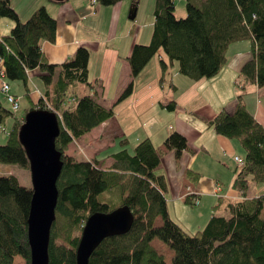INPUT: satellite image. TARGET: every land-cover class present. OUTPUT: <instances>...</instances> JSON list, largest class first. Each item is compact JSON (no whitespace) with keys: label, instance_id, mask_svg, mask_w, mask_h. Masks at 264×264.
<instances>
[{"label":"trees","instance_id":"trees-1","mask_svg":"<svg viewBox=\"0 0 264 264\" xmlns=\"http://www.w3.org/2000/svg\"><path fill=\"white\" fill-rule=\"evenodd\" d=\"M48 1L64 4L69 0ZM97 1L107 7L123 0ZM133 3L138 6V0ZM186 7L187 15L178 18L175 0H155L151 41L133 45L125 58L132 80L106 107L95 91L102 85L93 82L89 74V48L80 46L72 58L51 62L42 43L56 40L57 19L42 5L23 21L11 0H0V21L8 18L14 23L10 33L0 34L2 66L10 82H23L28 102L20 116L13 113L0 93V127L10 118L14 120L6 143L0 144V162L30 169L19 138L26 113L44 108L59 116L56 147L62 153L64 166L58 180L49 264H77L76 251L88 217L97 211L115 209L101 199L107 191L120 195L121 203L116 208L128 204L135 220L129 233L105 238L89 264H167L152 245L156 238L174 251L172 264H264V193L246 197L250 181L264 184V126L248 110L244 99L247 84H264V0H201L200 5L188 0ZM243 40L253 42V57L240 71L235 110L223 108L208 121L218 134L239 139L246 151L245 159L239 157L242 164L236 160L242 168L234 186L241 197H220L204 228L190 234L170 217L164 194L167 181L156 173L168 150L174 149L180 155L190 148L182 133L173 131L160 147L145 138L135 146L133 154L120 150L113 155L116 162L109 169L68 154L75 140L115 116V106L133 93L134 79L160 50L167 56L160 58L161 84L175 65L178 73L197 81L217 75L227 64L229 46ZM35 69L43 88L39 95L31 94L29 83L30 72ZM79 84L88 89L81 97L76 96ZM162 106L176 110L177 102L170 100ZM125 142L123 138V146ZM250 168L255 169L253 175L240 176ZM187 176L193 179L200 174L189 169ZM32 196V187L23 186L14 175H0V264H15L16 256L30 264L28 218ZM193 197L186 196L184 200L194 205ZM159 216L163 223L155 226Z\"/></svg>","mask_w":264,"mask_h":264},{"label":"crops","instance_id":"crops-1","mask_svg":"<svg viewBox=\"0 0 264 264\" xmlns=\"http://www.w3.org/2000/svg\"><path fill=\"white\" fill-rule=\"evenodd\" d=\"M11 4L23 21L27 20L42 5L46 6L48 12L57 19L56 40L42 43V49L51 62L61 63L72 58L80 46L89 48L91 53L89 74L93 82L98 81L102 85L95 91H97L99 102L106 107L111 106L118 99L122 90L132 80L131 67L125 58L130 54L133 45L135 43L148 44L153 33L154 8H151V18L149 10L147 22L137 21L139 11L136 21L131 22L128 14L129 8H133L134 3L128 0H123L113 6H100L97 10L91 5L90 0H69L64 4L48 0H11ZM13 25V21L1 19L0 34L6 35L5 33ZM252 50L251 40L235 42L228 48L227 64L217 75L195 80V83H175L171 79L168 86L171 92L170 100L177 102L176 110H168L162 106L167 102L166 82L157 83L160 67L159 61H154L153 57L134 79L133 93L117 105L134 104L138 114L143 116H150L151 109H156V115L162 124L152 122V117H147L143 129L134 136L132 141L122 124L116 122L119 127L117 135H123L122 137L126 139L125 146L121 138L118 151L107 150V146H111L112 142L106 130L116 120L117 112L115 111L113 118L75 140L70 147L76 143L80 147H85L89 157L82 158V160L94 161L99 166L109 169L116 162L113 155L120 150L126 149L128 154H133L135 146L145 138H150L156 147H160L173 131L182 133L187 138L190 148L180 155L174 149L168 150L156 170V173L164 175L167 181L164 194L168 211L170 217L185 230L188 228L179 219L181 215L189 213L190 210L202 216L201 219H210L220 197L230 199L241 197L234 186L235 179L242 168L236 161V157L245 159L246 151L239 139L218 134L213 127L209 126L208 121L223 108L229 111L235 110V100L240 88L237 85L239 74L244 64L253 57ZM230 51L233 52L229 56ZM151 62H154L151 70L152 72L154 70L155 76L150 82L145 81L144 78ZM35 78L38 79L36 69L30 72L29 83L31 94L39 95L43 92L42 82L38 79L41 87L37 86ZM79 85L77 89L79 88L83 93L88 92V89ZM244 99L248 110L264 126V84L259 85L256 82L247 84ZM109 100L112 101L111 104L107 103ZM122 108L125 111L130 106ZM71 152L72 150H69L68 154L72 155ZM189 169L199 173L200 176L189 179L187 176ZM254 172L253 168L246 169L240 176L250 177ZM260 184L263 183L250 181L246 197L252 198L264 193V184L263 186ZM188 187L198 193L199 203L197 204L199 206L196 209L193 204H188L184 200ZM186 216L189 215L186 214ZM162 223V218L157 217L155 226H160Z\"/></svg>","mask_w":264,"mask_h":264},{"label":"water","instance_id":"water-1","mask_svg":"<svg viewBox=\"0 0 264 264\" xmlns=\"http://www.w3.org/2000/svg\"><path fill=\"white\" fill-rule=\"evenodd\" d=\"M137 12L138 7L134 6L129 19L134 20ZM59 133L58 114L44 108L28 111L19 130L20 141L30 161L33 189L28 218L30 264H49L50 261L51 230L59 198L58 180L64 166L62 153L56 147ZM134 220L135 215L128 204L91 214L77 247V264H89L93 252L105 238L129 233Z\"/></svg>","mask_w":264,"mask_h":264},{"label":"rangeland","instance_id":"rangeland-1","mask_svg":"<svg viewBox=\"0 0 264 264\" xmlns=\"http://www.w3.org/2000/svg\"><path fill=\"white\" fill-rule=\"evenodd\" d=\"M131 3L133 2V0H128ZM188 0H175V15L178 18H182L185 17L187 15V4ZM194 3L200 5L201 4V0H192ZM15 3V2H14ZM138 11H139V17L137 21H142L144 20V22H147V18L149 19V10H150V18L152 17L151 15V8H155V0H138ZM132 9V7L129 8V13L130 10ZM97 10V9H96ZM129 16V14H128ZM6 21L8 20V18H3ZM131 20V19H130ZM136 21V18L134 20H131V22ZM11 29L5 33L8 34L10 33ZM233 51L229 52V56L232 54ZM161 56L163 58H167L164 50H160L159 53H157L154 56V61L157 60L159 61V67H160V58ZM153 61V60H152ZM154 65V62H151L150 66H149V70H147V74H145V78L144 80H149L151 82V80L153 79V76H155V72L153 70L152 72V67ZM171 74L169 76H167L166 78V85L165 88L167 89V94L165 96L166 101L169 102L170 101V94L171 92L169 91V83L171 81V79L175 82V83H195V80H191L186 76L181 75L180 73L178 74L177 71V65L173 66L171 69ZM177 71V72H176ZM179 75L176 76L175 75ZM160 77H161V70H160V76L158 77V82L160 83ZM181 77V78H179ZM36 82V85L41 87L40 81L35 78L34 79ZM223 83V82H221ZM235 83V81H234ZM11 88H12V92H16L18 93L17 96H21V109L20 111L17 113L18 115H20L21 113H24V108L28 105L27 102V98L25 96V88L23 85V82L21 81H11ZM34 86V85H33ZM80 87H85L84 85H79ZM86 88V87H85ZM15 94V93H14ZM85 93H83V91H81L78 88V91L76 93V96L81 97L83 96ZM112 94V93H111ZM70 96H72V94H70ZM111 96V95H110ZM4 96L2 95L1 98H3ZM5 101V100H4ZM71 102V101H70ZM166 102V103H167ZM107 103L111 104L112 101L109 100L107 101ZM7 106L10 107V105L6 102ZM74 106L76 105V102L73 104ZM126 106H130V108L128 110H122V107H126ZM115 111L117 112L116 115V120H114L111 124V126L109 128H107L106 132L108 134V137H110V142H112L111 146H107V150H119L120 146H119V140L121 138H123V135L118 136V132H119V127L117 126L116 122H120L123 126V128L125 129V132L127 133V135L131 138V140L133 141L134 136L139 133V131H141L143 129V124L146 120L147 117H152V122L156 121L160 124H162V122L160 121V119L158 118L157 114V110L156 109H151L150 116L149 115H140L138 114V111L136 109V107L134 106V104H126V103H122L117 105ZM21 116V115H20ZM13 118H10L7 120L6 124L3 127H0V144H5L7 139H8V132L11 130L12 125H13ZM147 122V121H146ZM139 127V128H138ZM115 132V133H114ZM110 135V136H109ZM109 142V141H108ZM77 148H76V146ZM74 146L72 145L69 150H72V155L77 158L78 160H82V158L86 159L88 158V152L86 150L85 147H80L77 143ZM68 150V151H69ZM240 152H242V150L239 149ZM244 151V150H243ZM105 155L102 154L101 156L103 157ZM234 166V165H231ZM0 175H14L15 177H17V179L19 180V182L26 187H32V178H31V172L30 169L24 168V167H20L19 165H15V164H8V163H2L0 162ZM261 186H263V184H260ZM264 187V186H263ZM101 199L103 201H108L111 205V207H115L118 206L121 203V197L119 194H115L114 191H107L103 194H101ZM199 205H193V207L196 209V207H198ZM114 209V208H113ZM219 214H225L226 216L229 215V213L227 212H218ZM186 214H188L189 216L187 217ZM181 215V222L188 228L186 229L188 233L193 234L195 233L197 230L202 229L205 227V225L207 224L208 220L206 219H201L202 216H198L197 213H195L194 211H191L189 213H186ZM154 247L156 248V250L164 256L165 261L167 262V264H172V260L174 257V251L163 241H161L160 239L156 238L154 240ZM60 242V241H58ZM15 264H26V261L24 258H22L21 256H16L15 257Z\"/></svg>","mask_w":264,"mask_h":264},{"label":"built area","instance_id":"built-area-1","mask_svg":"<svg viewBox=\"0 0 264 264\" xmlns=\"http://www.w3.org/2000/svg\"><path fill=\"white\" fill-rule=\"evenodd\" d=\"M92 6L96 9L100 7V4L97 0H90ZM0 93L4 96L5 101L10 105L11 110L13 113L17 114L21 109V96H17L12 92L10 80L7 77L6 71L2 66V58L0 57ZM236 160L242 164L243 161L241 158L236 157ZM194 196L193 202L195 204L199 203L198 193H196L191 187L187 188L186 196Z\"/></svg>","mask_w":264,"mask_h":264}]
</instances>
